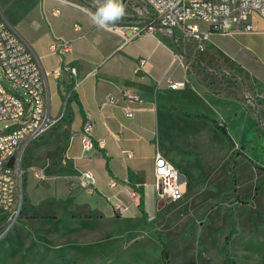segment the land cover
I'll use <instances>...</instances> for the list:
<instances>
[{
	"label": "rangeland",
	"instance_id": "1",
	"mask_svg": "<svg viewBox=\"0 0 264 264\" xmlns=\"http://www.w3.org/2000/svg\"><path fill=\"white\" fill-rule=\"evenodd\" d=\"M69 1L92 14L104 2ZM35 2L0 0V11L22 26L36 15V10H30ZM122 3L126 14L117 23L146 20L138 15L137 0ZM175 43L181 45L179 51L192 74L205 79L219 95L239 97L264 128V114H260L264 113V104L248 78L215 51L195 55L193 44ZM208 43L219 50L229 45L221 33H213ZM5 85L27 97L7 80ZM13 123H0V132ZM216 123L226 128L225 122ZM240 123L232 132L240 128ZM49 131L46 140L56 152L60 138H52ZM261 134L255 138L263 143ZM168 135L186 158L180 166L185 176L184 197L177 202L160 201L149 172L143 192H137L139 206L121 217L114 215L104 201L101 205L90 203L82 191L69 194L66 180L53 176L46 162H39L35 154L30 158L28 150L23 151L15 165L18 202L11 212L0 209V264H165L163 244L171 264H264V166L251 160L257 172L253 175L245 163H238L245 148L221 141L205 126L175 120ZM40 140L32 145L34 150L40 147ZM60 161L52 160L51 167L60 166ZM38 171L44 177L36 178ZM85 203L92 209L87 210Z\"/></svg>",
	"mask_w": 264,
	"mask_h": 264
},
{
	"label": "crops",
	"instance_id": "2",
	"mask_svg": "<svg viewBox=\"0 0 264 264\" xmlns=\"http://www.w3.org/2000/svg\"><path fill=\"white\" fill-rule=\"evenodd\" d=\"M56 9L61 11L59 16L53 14ZM30 10H36V15L22 26L15 25L0 12L30 47L43 71L49 74L47 106L54 122L49 132L52 138H60V146L52 152L55 149H51L45 133L37 150L32 148V143L24 152L28 150L30 158L36 155L39 162H46L53 176L67 181L84 170H91L105 195L117 192L109 187L111 180L130 188L136 186L143 192L149 172L154 180L155 157L160 154L179 169L184 181L180 166L186 158L171 144L168 135L175 120L205 126L221 141L233 146L214 123L225 122L233 142L246 150L238 163H245L253 175L257 173L256 168L244 156L264 166V142L255 138L264 128L257 122V116L246 110L239 97L219 95L208 87L205 79L186 69L182 65L185 58L179 51L181 45H176L173 39L162 34H141L146 29V20H125L105 30L93 24L92 13L69 0H37ZM250 22L254 32L226 34L227 48L219 50L208 43L207 50L218 53L229 66L248 78L264 104V19L252 16ZM75 24L81 25V32L74 30ZM55 39L71 41L72 52L64 58L50 54V45ZM142 59L146 61L143 66ZM62 64L78 69L74 80L79 86L75 92L69 83L72 77L63 76L56 81L51 76ZM166 75L183 84L182 88L171 89L164 80ZM123 90L137 92L145 101L142 106L121 101L122 105L139 108L133 119L127 118L121 107L105 105L111 96L120 100ZM69 94L71 97L66 101ZM88 119L93 123L96 148L84 154L82 133ZM238 123L240 128L232 132ZM261 137L264 138V132ZM123 151L132 152L133 157L124 159ZM39 152L42 154L38 155ZM56 159H61L60 166L51 167L52 160ZM74 192L78 191L68 189L69 194ZM78 195L85 196L90 203L101 205L104 201L98 196ZM122 198L128 201L125 195ZM90 203H85L87 210L92 209Z\"/></svg>",
	"mask_w": 264,
	"mask_h": 264
},
{
	"label": "built area",
	"instance_id": "3",
	"mask_svg": "<svg viewBox=\"0 0 264 264\" xmlns=\"http://www.w3.org/2000/svg\"><path fill=\"white\" fill-rule=\"evenodd\" d=\"M140 5L138 15L147 21L146 29L141 34H162L175 42H188L195 45V53L208 49V36L212 33L231 34L233 32H254L250 22L252 16L264 19V0H137ZM60 9L53 14L59 16ZM204 25L205 27H202ZM74 30L81 32L80 24ZM72 52L71 41L55 39L50 45V54L64 58ZM176 59L179 57L176 55ZM146 61L140 60V65ZM190 70V65L182 61ZM78 72L76 67L62 64L51 76L60 81L63 76L69 80L73 92L79 86L74 80ZM30 49L16 29L0 15V123L13 121V125L0 132V209L11 212L19 198V182L16 166L10 168L8 163L18 157L24 149L40 140L53 126L47 106V77ZM5 80L17 91L23 90L27 97L10 91ZM164 80L173 90L182 88L183 84L171 77ZM69 94L66 101L69 100ZM144 105L143 96L137 92L123 90L120 100L109 97L105 105L121 107L127 118L133 119L139 108L122 105ZM100 145V144H99ZM96 148L93 138V123L88 119L83 127L82 151L84 154ZM124 159L133 157L130 151L122 152ZM36 178L44 177L42 171L35 173ZM70 191H82L88 196L102 198L119 217L128 213L133 206H139L138 191L128 185L111 180L108 185L117 190L114 195H105L98 188V181L91 170L82 171L77 177L67 179ZM186 184L179 169L164 156L157 154L154 167L155 194L160 201L177 202L185 195ZM125 195L128 201L122 198Z\"/></svg>",
	"mask_w": 264,
	"mask_h": 264
},
{
	"label": "clouds",
	"instance_id": "4",
	"mask_svg": "<svg viewBox=\"0 0 264 264\" xmlns=\"http://www.w3.org/2000/svg\"><path fill=\"white\" fill-rule=\"evenodd\" d=\"M126 14L122 0H104L94 14L91 16L93 24L100 28L108 30L110 25L120 21Z\"/></svg>",
	"mask_w": 264,
	"mask_h": 264
},
{
	"label": "trees",
	"instance_id": "5",
	"mask_svg": "<svg viewBox=\"0 0 264 264\" xmlns=\"http://www.w3.org/2000/svg\"><path fill=\"white\" fill-rule=\"evenodd\" d=\"M217 126V123L214 122ZM217 128L219 129V131L221 132V134L223 136H225L227 138V140L231 143V144H234L233 143V140L231 139V137L228 135L227 133V130L224 126H217ZM232 158V156H231ZM230 158V159H231ZM244 158L251 164V165H254L253 161H251L248 157L244 156ZM264 171V169H263ZM131 188H133L134 190L138 191L137 187L136 186H131ZM141 198L143 199V196L141 195ZM162 259L164 261L165 264H171V261H170V256H169V252L167 250V247L165 246V244H163V251H162Z\"/></svg>",
	"mask_w": 264,
	"mask_h": 264
},
{
	"label": "water",
	"instance_id": "6",
	"mask_svg": "<svg viewBox=\"0 0 264 264\" xmlns=\"http://www.w3.org/2000/svg\"><path fill=\"white\" fill-rule=\"evenodd\" d=\"M122 1H123V2H127L128 0H122ZM15 165H16V159L13 158V159H11L10 162L8 163V166H9L10 168H14Z\"/></svg>",
	"mask_w": 264,
	"mask_h": 264
}]
</instances>
